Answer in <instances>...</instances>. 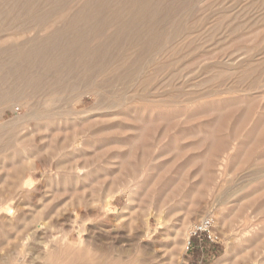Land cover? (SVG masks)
<instances>
[{"label":"rangeland","instance_id":"1","mask_svg":"<svg viewBox=\"0 0 264 264\" xmlns=\"http://www.w3.org/2000/svg\"><path fill=\"white\" fill-rule=\"evenodd\" d=\"M153 1L119 0L124 8L131 10L142 9L145 3ZM76 2L64 7L68 11L63 19L52 16L53 25L67 26L68 21L75 20L81 24L97 25L104 33L110 32L106 18L110 17L112 0H105L97 10L94 9L96 12L89 15L90 17L83 11L90 7L91 0ZM6 6L0 3V10L10 8ZM43 6L35 4L40 10ZM168 9L163 5V8L155 10L156 17L151 23V26L161 23L153 34H160L162 40L159 47L143 57L146 68L142 77L151 79L146 88L138 86L136 77L125 78L122 71L108 76L99 75L96 79L98 90L80 88L70 99V93H63L59 94L60 101H44L45 98L40 97L37 101H30L40 110L61 109L60 113L63 108L71 110L67 117L56 116L51 121L35 123L29 117L28 101L26 103L5 99L6 91L15 87L12 86V81L0 80V99H5L0 101V205H9L12 210L11 215L0 212V226H3L6 234L2 235L0 229V264H68L73 256L76 263L82 261L94 264L107 258L104 264H264V212H258L252 206L264 203V196L254 202L256 195L264 192V177L253 176L256 171L251 173L244 162H227V167H222L221 160L226 153L210 150V140H203L204 137L208 140V136L216 130L211 136L218 139L225 137L229 147L234 143L236 136L235 139L242 136V131H239L235 122L225 124L214 116L198 118L203 111L206 113L217 106L210 101H229L241 95L240 90L232 86H235L234 77L218 89L219 93L205 95L207 90L216 85V81L212 86H200L198 82L209 76V73H202V69L198 68L200 65H213L217 68L222 65L227 69L226 56L235 52L237 55L250 54L246 60L253 61L254 64L264 61V31L258 40H254L253 36L257 29L264 30L261 25L264 23V0H192L173 17L165 20ZM38 15L41 13L33 18L39 19L42 16ZM10 21L13 22L9 17L6 21H0V25H9ZM1 35H4L3 38L8 36ZM43 36L41 33L36 40L39 41ZM26 39L20 37L15 41L7 40V43L0 45V50ZM98 41L99 39L91 40L90 44L95 45ZM160 53L168 54L163 58H171L174 63L162 73L154 74L152 65L147 64L159 59ZM200 53L204 54L203 57ZM36 70L42 72L40 67ZM3 74L0 71V78ZM260 80L262 81L259 84L263 85L264 80ZM29 91L30 89H27L26 92ZM85 92L90 95H85ZM181 94L186 96L175 101L168 100V95ZM248 97L254 101V105L264 101V87L249 93ZM189 100H194V104L189 103ZM157 103L162 105L161 112L174 115V118L171 116L170 119H157L161 124L157 122L158 128L153 136L155 141H151V150H147L148 152L136 149L143 142L138 141L139 139L131 141L129 146H122L124 149H120L121 145H111L112 147L105 148L106 151L98 144L93 145L90 131L79 134V137L75 136L82 144L80 142L72 150L47 148L51 140L48 136L57 127L61 130L57 137L60 141L70 137L68 130L73 120L83 125L88 120H92L90 123L94 124L102 118L109 119L97 121L101 124L98 126L111 127L110 138H114L120 135L121 131H125L123 127L130 124L126 121L127 115L128 118L132 115V118L137 117L144 105L149 107ZM184 108L189 111L187 116L182 113L179 116L172 114L173 111ZM77 110L83 113H78ZM85 118L90 119L86 122ZM35 124H46L44 132L39 130V126H36L37 131ZM62 130H65L69 137ZM208 131L211 133L208 134ZM131 133L132 131H127L123 135ZM72 138L71 136L70 139ZM245 141L248 147L254 145L252 149L255 153L264 151V139ZM54 150L59 154L56 155ZM249 152L250 150L244 152V161L249 159ZM98 153L96 156L100 160L94 161L95 154ZM101 153H105L103 157H100ZM68 154H71V157ZM113 154L115 158L112 157ZM198 157L202 158L197 159ZM71 159L74 160L70 163L74 170L68 165L69 169L64 170ZM128 159L135 169L124 167ZM23 161L27 168L17 179H13L15 181H8L9 169L13 172L14 165ZM42 161L43 163H40ZM60 161L61 165L64 161L67 162L63 170L61 165H58ZM208 161H211V167H208ZM77 165H80V169L83 167L82 172ZM57 166L62 171L57 169ZM33 167L34 169H31ZM54 167L57 170L55 172L52 169ZM194 174L198 176L193 179ZM52 175H55V178ZM60 175L63 176L62 179ZM103 175L107 176L105 180L99 178L104 177ZM64 176L70 182H64ZM198 182L201 185L208 184L209 188L203 189L198 200L192 199L195 203L190 200L188 192L192 185ZM220 182L223 183L224 191L230 194L226 201L216 195V186ZM163 192L164 196L169 193L170 196L164 200L163 197L162 201L159 197ZM206 217L211 218L214 223L215 231L220 237V246L213 257L205 258L201 262V252L193 250L186 254L184 245L193 225ZM98 249L105 252H99ZM105 253L107 258L103 256ZM99 257L101 259L98 260ZM94 259L97 260L96 263Z\"/></svg>","mask_w":264,"mask_h":264},{"label":"bare ground","instance_id":"2","mask_svg":"<svg viewBox=\"0 0 264 264\" xmlns=\"http://www.w3.org/2000/svg\"><path fill=\"white\" fill-rule=\"evenodd\" d=\"M74 1L75 2L77 1L76 3H79V2H82L84 0H0L1 4H6L7 5L6 7L10 6L9 9L3 10V11L0 10V21H6L10 17L13 20V22H15V24H14L13 22L10 21L11 23H13V24H11L9 22L11 25L10 24L7 25L8 23H6V24L3 23L4 25H0V36H1L0 37V45L7 43V40H10V41L14 40L15 41V40H19L20 37L27 38L26 41H24V42L20 41L19 43H16V44L8 46V47H4L3 49L0 50V71H2L4 73L3 76L0 78V80L3 82L10 80V81H12V86H15L12 90L6 91V94L4 97H5V99H8L10 101H14V100L26 101V103L28 101L27 108L29 110V117L32 121H35V123H40V122H44V121H51L56 116L67 117L71 110L69 111L68 108L67 109L63 108L61 113H60L61 109L60 110H57V109L56 110L55 109L40 110L39 107H37L34 103H32L30 101H37V99L39 97L45 98L44 101H52V102L53 101H60L59 94L62 95L63 93H70V95H69V99H70V97L72 98V95L74 94V92H76L80 88H86V89L96 88L98 90L99 87L97 85L96 79H97V76H99V75H105V76L107 75L108 76V75H112L114 72L117 73V72L122 71L123 76L125 78L133 77V79H134L136 77L135 81L138 82V86L141 88H146V86H148V84L150 83L151 79L149 77H142V75L144 74L142 72L144 71V68H146V66H144V61H143L144 58L143 57L145 55L153 52L155 50V48L159 47L161 45L160 43L162 40V37L160 34H158V33L153 34L155 28L160 26L161 23L159 25L153 24V26H151L152 21L154 22L155 17H156L155 16V14H156L155 10L163 8V5L167 6V9L168 8L169 9L165 14L164 19L165 20L170 19L171 17H173L178 12V10L180 11L182 8L189 5L192 0H169L168 2H167V0H154L153 2L145 3L146 4L145 7L142 9H138V10H131L129 8H124V6H122L123 1L119 2V0H112L113 6L110 9V13H109L110 17L107 16L108 18H106L108 21V26L111 28L109 33H106V32L104 33L100 28H97V25H90L88 23H86V24L82 23L81 24V23H78L80 21L75 22V20H71V21L66 20V21H68L67 26L56 27L55 25H53L51 17L52 16H58L59 19H63L64 15L68 11L67 9H64V7L66 5L73 3ZM104 1L105 0H91L90 7L88 9H84L85 11H83V12H85V15L87 17L89 15L91 16L92 14H94L96 12V10L98 9L97 7L103 5L102 3ZM35 4H37V6H39V7H40V5H42V6L44 5L43 9H41V10L37 9L35 7ZM54 7H56V8L52 9ZM94 9H96V10H94ZM38 13H41L42 16L38 15V16H41L40 18L38 17L39 19L33 18V16L38 14ZM16 16H17V18H16ZM54 24H57V23H54ZM261 25L264 26V23ZM262 28H264V27H262ZM263 31H264L263 29H257L256 31H254V33H253L254 40H258L259 37L261 35H263V33H262ZM41 33L44 36L39 41H37L36 39H38V37L41 35ZM1 34H8L7 37H9V38H7V37L3 38L4 35H1ZM97 39H99L97 44H95V45L90 44L91 40H97ZM131 49H137L138 51L137 52H130L129 50H131ZM251 50H253V49L251 48ZM248 52H250V51H248ZM235 54H236V52L232 53V55L226 56L227 60L225 62V65L227 66V69L222 67V65H219L218 68L213 66V65H205V66L200 65V67H198V68L202 69V73L204 75L209 73V76L206 77L205 79H202L200 82H198V84H200V86L205 85V84L211 85L212 83H214V81H216L215 82L216 85L210 89L208 88L209 90H207V92L205 93V95H208V94L212 95L213 93L214 94L219 93L218 89H220L224 85V83H226L228 80H230L232 77H234L235 80H233V79L232 80L234 81L233 83L235 84V86L232 84L231 85L233 87H237L240 90L241 95L239 97H236V98L233 97V99H231L229 101H210L211 103H215L217 106L214 109L207 110L206 113L203 111V113H201L200 115H198V114L197 115H198V118L199 117L200 118L201 117H207L208 118V117L214 116V117L222 120L225 124L230 123V122H232V123L235 122V125H236V127H238L239 131H242V136L239 139H235L237 137L236 135L238 134L237 132H235L237 134L235 135L236 137L233 140L234 143L232 145H230L229 147L226 145V138L225 137L218 139L217 137L211 136V134L213 132H215L216 130H214L213 132L211 130L212 133L208 131V134L211 133L210 136H208V138H207L208 140H206V137H204L203 140H205V141L210 140L209 141L210 143H208V148L210 150L211 149H213V150L215 149L216 151L221 150V151H224L226 153L225 156L223 157V159L221 160L222 167L226 168L227 162H231L234 164L244 162V164L248 165L247 168H248V170H250L251 173L256 171L253 173V176L264 177V151H262L261 153H255L252 149L254 145L251 147L250 146L248 147L247 143L245 141L246 139L247 140L252 139V141L257 140L259 138H260V140L264 139V126H263V124H264V101H259L258 104L256 103L254 105L253 104L254 101H252V99L250 97H248L249 93H251L253 91L261 90V88L263 89V87H264V84L263 85L259 84V82L262 81V80H260L261 78L264 80V70H263L264 69V61L260 64H258V63L254 64L253 61L248 62L246 60V57L249 56L250 54H246V55H243L244 53L241 55H239V54L235 55ZM166 55H168V54L160 53L159 56L161 58L159 57V59L152 61V62H149V64H147V65H152L153 68L151 70L154 72V74L162 73L163 70L169 69L172 66V64L174 63L173 59L170 60L171 58L169 60H166L165 58H163ZM203 55H204L203 53H200L201 57H203ZM168 57H170V56H168ZM161 61H164V62L159 63ZM236 65H238V66H236ZM37 67H40L42 69V72L37 71L36 70ZM93 69H95V70H93ZM170 80L171 79L169 78L168 81L170 82ZM27 89H30L29 92H31V93H29V92L27 93L26 92ZM85 95H90V94L88 92H85ZM91 96H92V94H91ZM183 96H186V95L185 94H181L179 96L168 95V100L169 101H175V99L179 100ZM4 97H3V99L1 98L2 100L0 99V101L5 100ZM62 97H64V96H62ZM107 98H108V96H107ZM107 98H105V99H107ZM63 100H64V98H63ZM193 102H195V101L189 100V103H192V105L194 104ZM157 104H153L152 106H149V107L144 105L143 110L139 111L137 117L132 118V116H134V115H132L130 118H128L129 115H127L126 121H128V124L129 123L130 124L127 125V127H123V128H125L124 132L121 131V130H123V128L120 130L121 132L116 130L117 132H120V135H118L114 138H110L111 127H99L98 126V125H101L98 122H102L106 118L101 119V117H100L101 121L100 120L99 121L97 120L98 122L94 121L95 122L94 124L90 123V122H92V120L89 122L88 119H90V118H88V119L85 118L86 119L85 121L87 122V120H88V122L86 124H83V125H79V123L77 121L73 120L72 124L69 123V125L71 124L70 130H68L70 126L67 127L68 129H66V130H68V133L70 131V135H69L70 137L68 136V133L66 135L65 130H62L65 132V135L69 137V138H67L65 136L67 139L66 138H64V139H66L67 141L66 140L60 141L59 138H57L59 136L58 135L59 132L61 131L60 129H58L59 127L53 129L52 131L49 130L52 132L51 133L52 136H51V134L48 136V137H50L51 140L50 139H49L50 141L48 140L49 144H48L47 148L58 149V150H62V151L65 149L71 148V150H72L73 147L76 148V145H78L81 142L80 139L75 138V136L77 135L79 137V134L82 135V134L86 133L87 131L88 132L90 131L89 135H91V139H93L92 140L94 142L93 145L98 144L102 149L103 148L105 149L106 147L109 148V147H112L114 145L115 146L121 145V147H120V149H121V148H123L122 146H129L131 141L139 139L138 141L143 140V142L139 144L137 141V143L140 146L137 147L136 149H142L143 151L151 150L150 149L151 141H155V140H153V136H155L154 132L158 128L157 122L159 120H157V119L162 118L163 120H165V118L170 119L171 116L172 117L174 116V115H167V114L161 112L160 109L162 108V105H159V104L157 105ZM256 109H257V111H255ZM107 111L108 110H106V112ZM78 113H83V112H80V110H79ZM181 113L184 116H187L189 114V111H188V109L184 108L181 110L173 111L172 114L179 116V115H181ZM70 119H72V118H70ZM93 119L95 120V118H93ZM190 119H193V118H190ZM78 120H80V119L78 118ZM81 120H83V119H81ZM106 120H109V119H106ZM120 120H122V117L120 118ZM123 121H125V119ZM137 123H140V124L138 125ZM66 124H68V123H66ZM131 124H133V125H131ZM159 124H161L160 121H159ZM44 125L46 126V124H43L42 126L35 124V128L38 131V127H36V126H39V130L42 129L44 132V129H43V128H45ZM118 127H119V125H118ZM222 127H223V125H222ZM112 128H113L112 131H114V126ZM211 128L213 129V127H211ZM224 130H226V128ZM235 130H236V128L233 129V131H235ZM127 131H129V132L132 131V133L129 135H126V134L123 135V133H125ZM34 133H36V131ZM30 135H32V134H30ZM89 135H88V137H90ZM71 136L73 137L72 139H70ZM39 137H41V136H39ZM44 138H40V139L44 140ZM45 139L47 140V138H45ZM68 139H70V140H68ZM39 141L41 142V140H39ZM213 141H214V143H213ZM80 144H82V142ZM41 145H39V146H41ZM226 146H227V149H225ZM40 150H41V148H40ZM132 150H134V149H132ZM247 150H250V152L247 153L249 159L244 161L243 160L244 159V152H246ZM54 151L56 152V150H54ZM41 153H39V155ZM58 154L59 153H57L56 155H58ZM104 154L101 153L100 155H102V156H100V157H103ZM128 154L131 155L130 153H128ZM211 154H213V151L211 152ZM70 155L68 154V156H70ZM96 155H99V153L95 154L96 159L93 157L94 158L93 160L94 161L100 160V159H97ZM113 155H112V157L115 158V154H113ZM150 156H152V155H150ZM64 158H65V156H64ZM200 158H202V157H198L197 159H200ZM60 159H61V157H60ZM112 159L113 158H111V160ZM83 160L85 161V159H83ZM71 161L74 162V160L71 159L68 163L69 164L72 163ZM76 161H78L77 158H76ZM134 161L138 162L135 159H134ZM45 162H44V164H46ZM65 162L66 161H64V163H62V165H61V161H60L59 162L60 164H58L59 167L61 165L62 170H63L65 164L67 163V162L66 163ZM123 162H124V160H123ZM123 162H121V163H123ZM140 162L138 164H140ZM190 162H188V163H190ZM253 162H254V165H253ZM40 163H43V161ZM49 163H47V165ZM69 164H66L64 170L69 169L68 167H70L72 170H74L71 167V164L70 165ZM81 164H83V163H81ZM40 165H42V164H40ZM67 165H68V167H67ZM74 165L76 166V162L74 163ZM80 165H77L78 169H80L79 168ZM207 165H208V167H211L212 166L211 161H208ZM14 166H15V168L13 167V169H12L13 172L12 171L10 172L11 168L9 169L8 173L6 172L8 175L10 173V175L7 178V179H9L8 181H10V180L12 181L13 179H17L18 175H20V173H22L27 168V164L24 161L19 162V165L15 164ZM125 166L127 168L133 167V165L130 164L129 159L126 161V164L124 165V167ZM135 166L137 167V165H135ZM59 167L57 166L56 168L59 169ZM77 167H74V168L76 169ZM254 167H255V169H253ZM121 168L123 169L122 166H121ZM31 169H34V167ZM52 169L55 172V170H56L55 167ZM82 169H83V167H81V169H80L81 172H82ZM132 169H135V168H132ZM59 170H61V168ZM136 170H137V168H136ZM135 171H134V173H135ZM54 172H53V174H54ZM75 173H77V172H75ZM61 174L64 175L62 172H61ZM15 175H17V177H15ZM65 175H66V173H65ZM135 175H134V177H135ZM49 176H51V174L48 175V177ZM87 176H89V175H87ZM197 176L198 175L194 174L192 176V178L193 179L197 178ZM59 177H60V179H62L63 176L61 177V175H60ZM106 177L107 176L99 177V178L104 179ZM66 178L67 177L64 176V178H63L64 182L67 180ZM75 180H76V178H75ZM104 180H102V181H104ZM13 181H15V180H13ZM67 181L70 182L69 180H67ZM71 181H74V180H71ZM29 185H30V183H28V186ZM205 187L209 188V185L208 184H202L201 185V184H199V182L192 185V188L188 192V196L191 197L190 200H192V199L194 200L195 198H197V200H198V197L199 196L201 197V194L203 193L202 191ZM216 187H217L216 195L219 196L220 199H223V201H226L227 198L230 197V194H228L226 191H224L225 189H223V183L220 182ZM96 189H98V188H96ZM262 190L264 191V188H262ZM169 196H170V193L165 194V196H164V192H163L161 194V196L159 197V199L162 200L163 197H164L163 200L168 199ZM262 196H264V192L260 193L259 195H256L254 202L257 201V199H259ZM242 199H244V197H242ZM161 202H159V203H161ZM193 202H195V201H193ZM252 206L256 211L264 212V203L259 204L258 206L255 204ZM1 211L5 212L8 215L12 214V210H11L9 205H5V206L0 205V212ZM0 227H1L0 228L1 234L6 236L5 231L3 230V226H0ZM188 237H189V235H188ZM187 241H188V238H185V245H184L185 249H186ZM101 250L98 249L99 252ZM103 250H104V248H103ZM103 250H102V252H105ZM56 254H57V252H56ZM103 254H101V256ZM107 254L111 255L108 252H107ZM107 254L105 253V255H103V256L105 258H107L108 257V256L106 257ZM99 259H101V257H99L98 260ZM110 259L112 260V258H110ZM75 260H76V258H74V256H73V259L69 260L68 264H75L76 263ZM102 260H99V261H101V263L99 262L98 264H104V261L108 260V258L103 260V261ZM94 261H95V263L97 262V260H95V259H94ZM109 261H107V263ZM111 263L114 264L115 262H111ZM76 264H94V263H92V262L87 263V262H82V261L79 262L78 261ZM115 264H117V263H115Z\"/></svg>","mask_w":264,"mask_h":264},{"label":"built area","instance_id":"3","mask_svg":"<svg viewBox=\"0 0 264 264\" xmlns=\"http://www.w3.org/2000/svg\"><path fill=\"white\" fill-rule=\"evenodd\" d=\"M220 246V237L215 231L211 218L206 217L193 225L189 232L185 253L193 250L201 252V262L215 255L216 249Z\"/></svg>","mask_w":264,"mask_h":264}]
</instances>
